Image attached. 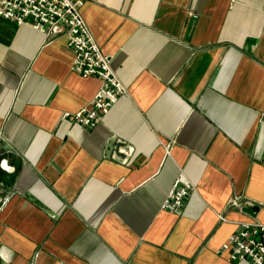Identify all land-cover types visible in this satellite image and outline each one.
I'll list each match as a JSON object with an SVG mask.
<instances>
[{
    "label": "crops",
    "instance_id": "crops-1",
    "mask_svg": "<svg viewBox=\"0 0 264 264\" xmlns=\"http://www.w3.org/2000/svg\"><path fill=\"white\" fill-rule=\"evenodd\" d=\"M84 2L127 88L93 129L68 36L0 18V264H252L223 246L264 224V0Z\"/></svg>",
    "mask_w": 264,
    "mask_h": 264
},
{
    "label": "built area",
    "instance_id": "built-area-1",
    "mask_svg": "<svg viewBox=\"0 0 264 264\" xmlns=\"http://www.w3.org/2000/svg\"><path fill=\"white\" fill-rule=\"evenodd\" d=\"M84 3V0H0V18L18 25H30L48 35L68 36L67 44L74 58L71 71L83 78L93 77L100 81V89L90 105L74 115L77 123L93 129L117 101L127 95V88L113 72L112 58L102 53L88 28L81 14ZM181 183L178 180L172 186L163 203L164 210L180 212L183 209L192 189L189 184ZM233 204L238 205L239 202L234 200ZM223 247V250L231 251L232 262L248 260L252 264H264V224L245 222Z\"/></svg>",
    "mask_w": 264,
    "mask_h": 264
}]
</instances>
